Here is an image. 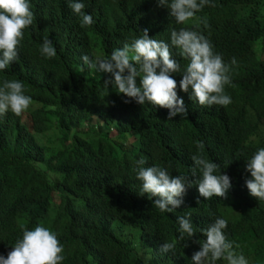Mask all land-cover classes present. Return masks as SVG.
I'll return each instance as SVG.
<instances>
[{"label":"trees","instance_id":"trees-1","mask_svg":"<svg viewBox=\"0 0 264 264\" xmlns=\"http://www.w3.org/2000/svg\"><path fill=\"white\" fill-rule=\"evenodd\" d=\"M69 1L31 0L34 21L24 31L18 59L0 70V87L19 80L32 98L21 116L0 117V251L8 254L25 228L43 226L63 245L62 264H192L205 239L199 227L219 216L248 263L264 264V201L247 190L237 195V212L233 197L225 208L220 197L193 200L196 234L180 240L177 218L185 212H159L142 193L135 171L143 158L145 167L190 177L191 157L199 153L219 165L217 174L230 177L227 195L241 193L240 183L251 178L246 162L264 148V54L252 44L256 39L264 51V0H211L214 7L196 14L200 21L186 24H178L157 0H79L93 17L87 27ZM180 28L200 31L231 66L228 106H201L178 87L188 115L169 120L168 109L140 105L105 87L111 74L83 62L84 55L108 57L131 46L144 29L169 42L171 31ZM45 38L56 49L50 59L40 52ZM178 51L173 49V58L183 67L188 61ZM172 75L179 85L182 74ZM190 179L191 200L199 175ZM171 241L174 252L161 253Z\"/></svg>","mask_w":264,"mask_h":264},{"label":"clouds","instance_id":"clouds-1","mask_svg":"<svg viewBox=\"0 0 264 264\" xmlns=\"http://www.w3.org/2000/svg\"><path fill=\"white\" fill-rule=\"evenodd\" d=\"M68 5L80 21L81 27L94 23L93 17L84 10V3L71 0ZM157 5L168 8L178 24H186L192 20L200 21L196 14L207 5L215 6L211 4V0H157ZM33 21L31 0H0V70H6L11 62L17 61L24 31ZM203 22L206 24V20ZM199 26V22L196 23L195 29ZM195 29H173L169 42L153 39L148 30L144 29L143 35L136 38L131 46L126 44L122 49H115L108 57L90 58L84 55L82 59L84 64L96 73L111 74L110 78L103 81L105 87L111 85L118 93L140 105L148 102L168 109L169 120L177 115L181 118L188 115L184 100L178 97V87L181 91L189 93V98L201 106L226 107L232 102L231 97L225 93V86L232 84L231 66L224 62L220 54L213 51L211 42ZM252 44L255 52L264 54L256 39ZM173 49L179 50L178 54L188 61L187 65L182 67L181 63L173 58ZM40 52L49 59L56 56V49L48 38L44 39ZM260 57L257 56L258 59ZM231 64H236L235 57L232 58ZM173 73L182 74L179 85L173 78ZM128 102L125 100V103ZM31 104L32 98L24 94L21 81L6 80L3 87H0V117L9 112L19 117ZM197 148L202 153L203 142H198ZM191 159L193 166L190 177L199 175L197 188L190 192L191 200L188 199L189 192L186 193L187 188L193 184V179L189 176L173 177L165 168L145 167L146 161L143 158L137 161L135 169L136 178L142 185V193L152 200L153 206L159 212L172 213L180 207L185 212L186 217L177 218L180 240L184 239L185 234L189 238L196 234L191 213L192 201L217 197L226 199L232 187L227 174H217L218 164L199 153ZM245 170L250 173L251 178L240 183L241 193L232 196L231 205L235 210V198L238 194L244 195L247 190L252 197L264 201V148L258 149L246 162ZM227 224L226 219L214 216L199 227L200 234L205 239L200 243V250L193 253L192 264H253L248 263L245 256L237 251L240 246L225 235ZM204 226L207 228L203 229ZM175 248L176 241L165 242L159 251L174 252ZM63 251V245L50 229L43 226H37L34 230L25 228L22 238L16 241L8 254L0 251V264H62L65 259Z\"/></svg>","mask_w":264,"mask_h":264},{"label":"rangeland","instance_id":"rangeland-1","mask_svg":"<svg viewBox=\"0 0 264 264\" xmlns=\"http://www.w3.org/2000/svg\"><path fill=\"white\" fill-rule=\"evenodd\" d=\"M232 196H235V195H233V194L227 195V198L224 200L223 205H222L223 208H225L228 205V201L227 200L229 199V197H232ZM234 203L236 205V211L239 212V210H240V199L238 197H236Z\"/></svg>","mask_w":264,"mask_h":264}]
</instances>
